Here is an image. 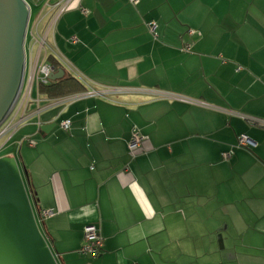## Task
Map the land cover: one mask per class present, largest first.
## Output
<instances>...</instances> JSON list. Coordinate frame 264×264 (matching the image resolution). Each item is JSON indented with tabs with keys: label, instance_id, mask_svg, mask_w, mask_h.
<instances>
[{
	"label": "crops",
	"instance_id": "0c3cea01",
	"mask_svg": "<svg viewBox=\"0 0 264 264\" xmlns=\"http://www.w3.org/2000/svg\"><path fill=\"white\" fill-rule=\"evenodd\" d=\"M51 33L86 88L39 90L6 155L60 263L264 264V0H72ZM88 224L98 256L81 251Z\"/></svg>",
	"mask_w": 264,
	"mask_h": 264
},
{
	"label": "water",
	"instance_id": "95a60500",
	"mask_svg": "<svg viewBox=\"0 0 264 264\" xmlns=\"http://www.w3.org/2000/svg\"><path fill=\"white\" fill-rule=\"evenodd\" d=\"M30 17L27 0H0V125L20 95ZM64 75L61 68L50 79ZM27 174L17 157L0 156V264H61L40 227Z\"/></svg>",
	"mask_w": 264,
	"mask_h": 264
},
{
	"label": "built area",
	"instance_id": "2783aa9c",
	"mask_svg": "<svg viewBox=\"0 0 264 264\" xmlns=\"http://www.w3.org/2000/svg\"><path fill=\"white\" fill-rule=\"evenodd\" d=\"M71 1L72 0H59L54 4V6H52L51 8L52 15L50 18L49 30H47L44 35H39V34L34 35L32 32L33 30H28L27 39L29 35H33L34 40L39 43L40 48L36 58L33 59L31 57L29 59L27 39H26V44H25L26 69H25L24 80L22 83L20 95L16 105L14 106L10 114L7 116L6 120L0 125V138H2L5 135H9L8 140L11 138L10 132H16L20 124L24 121L25 111L30 107L31 103L34 101L32 95L35 86L37 87L39 93L40 85L43 83H49L51 81L50 75L53 72H56V67L54 66V64H52L49 61V57L51 55L48 56L49 43L47 42V36L48 33L51 31V29L54 27V25L57 23L61 15L67 10ZM131 1L137 4L140 0H131ZM147 26L154 33V35L158 36V32H157L158 25L156 21L154 20L149 21L147 23ZM190 33L194 34L195 31L190 30ZM71 39L73 42H76V38L73 37ZM187 49L190 50V46H187ZM21 112L23 115L22 117L18 118L19 113ZM253 123H256L260 126L264 125V122L259 120H256ZM62 126L66 130H69L71 127V121L70 120L62 121ZM144 139L145 136H143L140 132H138L136 128H134L132 132L131 140L129 142V147L134 148L136 146H139ZM26 140L27 142L33 145V141L31 138H26ZM238 145L248 147L252 145V140H250L247 137H241ZM232 153L233 150H230L228 152H225L224 156L226 158H229L232 155ZM42 214L44 216H50L54 214V212L52 210H44ZM84 232H85L86 244L81 248V251L83 253H90L94 256H98L102 252L104 245V239L100 233L98 226L95 224H88L87 226H85Z\"/></svg>",
	"mask_w": 264,
	"mask_h": 264
},
{
	"label": "trees",
	"instance_id": "16d2710c",
	"mask_svg": "<svg viewBox=\"0 0 264 264\" xmlns=\"http://www.w3.org/2000/svg\"><path fill=\"white\" fill-rule=\"evenodd\" d=\"M49 61L54 64L56 70L63 68L62 63L54 56L51 55ZM85 88V85L77 77L71 74H65L63 77L51 80L49 83L41 84L39 89L42 94L50 98H59L84 91Z\"/></svg>",
	"mask_w": 264,
	"mask_h": 264
},
{
	"label": "rangeland",
	"instance_id": "374dc122",
	"mask_svg": "<svg viewBox=\"0 0 264 264\" xmlns=\"http://www.w3.org/2000/svg\"><path fill=\"white\" fill-rule=\"evenodd\" d=\"M27 1H28V3L31 6V17H30L31 24H34L37 21L40 12L42 11L43 7L47 4V2H50V4L54 3V0H27ZM38 20H39L38 30L41 33L43 31V29H44V23L41 22L40 19H38ZM49 34H50L49 35V40H51V37H52L51 31L49 32ZM30 40H31V38H30ZM30 45L32 46V52H31L30 58L32 57L33 59H35L36 56H37V53L39 51L40 45L36 41H34V42L31 41ZM48 51H49V55L48 56L53 55L52 53H50L51 52V48H48ZM32 97L34 99H37L38 97L40 98V93H38V90H37L36 86L34 88ZM32 108H33V106H32ZM21 114H22V112L19 113V117L21 116ZM22 128L23 127L21 126L19 128V131ZM13 134H15V132H10L11 137H12ZM8 137H9V135H5L2 138H0V156L6 155V154H8L10 152V150H8V148H9L8 146H10L12 144V142L9 145H7ZM17 153H18L17 150H16L15 153H14V151L12 152L13 155H16Z\"/></svg>",
	"mask_w": 264,
	"mask_h": 264
}]
</instances>
